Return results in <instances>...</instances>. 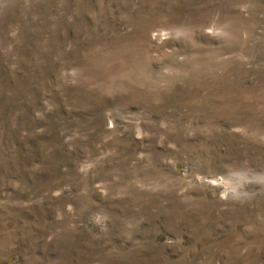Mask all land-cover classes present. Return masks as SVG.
Here are the masks:
<instances>
[{
    "label": "rangeland",
    "instance_id": "rangeland-1",
    "mask_svg": "<svg viewBox=\"0 0 264 264\" xmlns=\"http://www.w3.org/2000/svg\"><path fill=\"white\" fill-rule=\"evenodd\" d=\"M0 264H264V0H0Z\"/></svg>",
    "mask_w": 264,
    "mask_h": 264
}]
</instances>
